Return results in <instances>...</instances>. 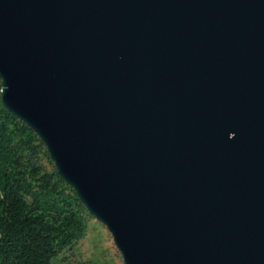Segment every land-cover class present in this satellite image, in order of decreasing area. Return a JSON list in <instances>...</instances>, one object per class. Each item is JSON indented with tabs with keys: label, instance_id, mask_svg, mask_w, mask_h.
<instances>
[{
	"label": "water",
	"instance_id": "obj_1",
	"mask_svg": "<svg viewBox=\"0 0 264 264\" xmlns=\"http://www.w3.org/2000/svg\"><path fill=\"white\" fill-rule=\"evenodd\" d=\"M0 102L122 264H264V0H0Z\"/></svg>",
	"mask_w": 264,
	"mask_h": 264
},
{
	"label": "trees",
	"instance_id": "obj_2",
	"mask_svg": "<svg viewBox=\"0 0 264 264\" xmlns=\"http://www.w3.org/2000/svg\"><path fill=\"white\" fill-rule=\"evenodd\" d=\"M92 219L37 136L0 102V264H61Z\"/></svg>",
	"mask_w": 264,
	"mask_h": 264
},
{
	"label": "rangeland",
	"instance_id": "obj_3",
	"mask_svg": "<svg viewBox=\"0 0 264 264\" xmlns=\"http://www.w3.org/2000/svg\"><path fill=\"white\" fill-rule=\"evenodd\" d=\"M61 264H122V260L105 227L92 219L87 223L85 237Z\"/></svg>",
	"mask_w": 264,
	"mask_h": 264
}]
</instances>
